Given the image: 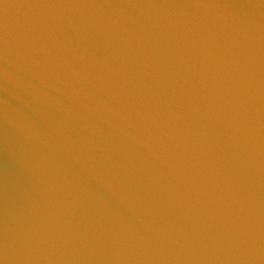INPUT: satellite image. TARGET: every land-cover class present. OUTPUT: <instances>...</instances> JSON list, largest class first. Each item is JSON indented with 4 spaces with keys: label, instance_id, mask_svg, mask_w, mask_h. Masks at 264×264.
I'll return each mask as SVG.
<instances>
[{
    "label": "water",
    "instance_id": "obj_1",
    "mask_svg": "<svg viewBox=\"0 0 264 264\" xmlns=\"http://www.w3.org/2000/svg\"><path fill=\"white\" fill-rule=\"evenodd\" d=\"M0 264H264V0H0Z\"/></svg>",
    "mask_w": 264,
    "mask_h": 264
}]
</instances>
